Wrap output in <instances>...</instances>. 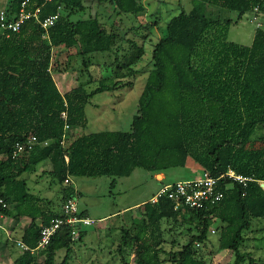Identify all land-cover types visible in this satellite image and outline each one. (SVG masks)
Wrapping results in <instances>:
<instances>
[{"label":"trees","instance_id":"trees-1","mask_svg":"<svg viewBox=\"0 0 264 264\" xmlns=\"http://www.w3.org/2000/svg\"><path fill=\"white\" fill-rule=\"evenodd\" d=\"M20 1L7 0L3 8L7 16L15 14ZM111 1L118 13L134 17L145 13L139 0ZM191 2L188 11L177 2L178 12L167 18L151 44L148 68L136 67L144 46L127 40L125 53L114 58L113 75L101 78L89 93L80 86L69 93L59 91L52 75L54 52L73 50L87 67L93 54L116 51L121 35L104 28L94 16L71 19L84 12L82 0H29L27 8L39 7L40 18L58 13L54 25L43 30L28 19L18 33L9 37L0 33V199L5 203V207L0 204V215L30 219L19 238L29 249L36 247L40 225L62 216V203L77 197L78 192L63 183L66 176L104 175L113 187L117 178L129 176L135 168L159 174L182 168L191 158L200 173L218 177L230 169L252 180L242 184L226 175L219 178L222 198L200 208L174 209L165 196L141 203L140 223L133 230L122 228L117 252L123 264L128 250H133L135 264H206L196 249L207 241L210 227L217 232V248L233 252V264H240L245 256L249 264H256L239 246L243 230L253 219L264 217V189L259 185L264 182V25L255 29L249 45L226 40V31L255 7L264 12V0ZM208 5L235 11L236 18L215 17ZM140 73H146L145 83L127 131L81 134L69 141V128L84 126L82 109L92 94L132 87L131 80L121 78L133 79ZM62 111L69 126L66 131ZM256 130L260 131L257 146L251 138ZM31 136L36 138L32 149L12 158L14 144ZM41 161L50 163L47 174L60 186L58 209L34 204L25 178L20 177ZM169 218L194 224L197 234L180 249L165 252L159 247V221ZM84 235L80 229L77 240H71L70 228L63 225L41 250L42 261L34 256L36 250H23L13 264H56L61 249L58 264H70L73 243ZM159 252L167 257L161 259Z\"/></svg>","mask_w":264,"mask_h":264},{"label":"rangeland","instance_id":"rangeland-1","mask_svg":"<svg viewBox=\"0 0 264 264\" xmlns=\"http://www.w3.org/2000/svg\"><path fill=\"white\" fill-rule=\"evenodd\" d=\"M145 7V13L134 17L128 13H118L111 0H82L84 12L71 15V19L96 17L107 30H115L121 35L117 42L116 51L93 54L87 67L81 64V57L73 50L67 52L55 49L52 59V75L61 93H69L71 89L80 86L85 92H90L98 86L103 77L113 75L115 71L114 58H120L128 48L127 40L142 44L145 54L136 67L148 68L147 62L151 44L161 35L165 21L171 14L178 12L177 2L182 9L188 11L191 0H139ZM7 0H0V9L4 8ZM215 17L236 18L235 11L206 7ZM206 10V11H207ZM264 25V12L251 10L244 13L238 22L231 23L226 31V40L241 45L251 43L254 31ZM70 53V54H69ZM55 54H57L55 58ZM69 54V55H68ZM146 73L133 77L121 78L122 82L132 81V87L116 88L112 91H102L92 94L83 105L82 114L84 126L77 125L69 128V141L75 136L99 131H127L132 116L137 110L138 97L145 83ZM260 131L256 130L251 138L258 139ZM257 140L254 145L257 146ZM50 169L48 161H41L20 177L25 178L29 192L34 196V204L42 208L47 206L58 209L59 184L47 174ZM200 167L191 158L182 168H171L159 174H152L141 168H135L129 176L117 178L110 187L108 176H69L71 187L78 192L76 199L79 211L92 219L93 223L82 226L85 235L80 241L73 243V257L70 264H123L117 252L122 228L133 230L144 217L143 202L149 201L164 183L177 180L191 179L200 175ZM264 184V182H261ZM264 189V185H260ZM46 200L52 201L47 205ZM137 204V205H136ZM29 218L0 215V264H13L22 253L15 242L19 240L24 228L29 224ZM40 224V219H37ZM212 229V227H210ZM209 228L208 239L197 248V257L206 264H233L232 251L217 248V232ZM150 229V227L148 228ZM159 231L162 241L159 245L165 252L176 251L187 243L189 237L197 234L195 225L180 218L173 220L161 219ZM243 241L239 248L249 254L256 264H264V217L253 219L249 229L243 230ZM149 240L147 241V243ZM194 246V243H193ZM195 248V247H194ZM42 250V249H41ZM41 250L34 251L37 261L43 260ZM63 249L56 252L55 262L61 261ZM161 259L167 255L159 252ZM127 264H135L133 250L125 255ZM163 264H168L164 261ZM240 264H249L245 256Z\"/></svg>","mask_w":264,"mask_h":264},{"label":"built area","instance_id":"built-area-1","mask_svg":"<svg viewBox=\"0 0 264 264\" xmlns=\"http://www.w3.org/2000/svg\"><path fill=\"white\" fill-rule=\"evenodd\" d=\"M43 1L50 2L51 0ZM28 3L29 0H21L15 14L10 16L6 15L4 9H0V33L4 35V37H9L10 34L18 33L21 25L28 19H32L41 29L47 30L54 25L59 17L58 13H54L40 18V8L35 7L29 10L27 8ZM254 11H257V13L260 12L256 7ZM60 118L63 121V131H66L69 126L66 123L65 111L60 112ZM64 135L61 142L65 139ZM35 143V136L27 138L25 142H16L11 152V157L16 158L23 151L31 150ZM65 160H67V157H65ZM225 175L242 184H245L248 180H252L251 178L235 174L230 169L227 170L225 174H221L218 177H213L207 171H202L198 177L177 180L161 185L149 201L154 202L159 196H165L172 202L174 209L185 207L200 208L206 203H215L222 198V191L218 188V180ZM63 183L70 184L69 176L64 178ZM260 184L261 182H259V185ZM0 204L2 207H5V203L1 199ZM78 212L76 199L70 198L66 200L61 205L62 216L52 218L47 225H40L39 239L34 249H29L20 240H17L15 244L21 250H29L31 252L44 249L48 245L51 236L63 225L70 228L71 240H77L78 232L82 226H88L93 223V220L86 216H77ZM211 232L213 233L214 231L211 230ZM197 245L196 243V246Z\"/></svg>","mask_w":264,"mask_h":264},{"label":"water","instance_id":"water-1","mask_svg":"<svg viewBox=\"0 0 264 264\" xmlns=\"http://www.w3.org/2000/svg\"><path fill=\"white\" fill-rule=\"evenodd\" d=\"M260 185H264L263 183H261Z\"/></svg>","mask_w":264,"mask_h":264},{"label":"crops","instance_id":"crops-1","mask_svg":"<svg viewBox=\"0 0 264 264\" xmlns=\"http://www.w3.org/2000/svg\"><path fill=\"white\" fill-rule=\"evenodd\" d=\"M137 205V204H136Z\"/></svg>","mask_w":264,"mask_h":264}]
</instances>
